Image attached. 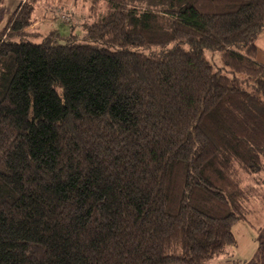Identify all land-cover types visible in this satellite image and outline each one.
Here are the masks:
<instances>
[{
    "label": "trees",
    "instance_id": "1",
    "mask_svg": "<svg viewBox=\"0 0 264 264\" xmlns=\"http://www.w3.org/2000/svg\"><path fill=\"white\" fill-rule=\"evenodd\" d=\"M36 1L0 30V264L219 258L264 170V0H85L63 45Z\"/></svg>",
    "mask_w": 264,
    "mask_h": 264
},
{
    "label": "rangeland",
    "instance_id": "2",
    "mask_svg": "<svg viewBox=\"0 0 264 264\" xmlns=\"http://www.w3.org/2000/svg\"><path fill=\"white\" fill-rule=\"evenodd\" d=\"M22 0H0V30L6 27L11 15L15 12ZM135 4L146 7L149 9L158 8L157 3L152 0L143 2L135 0ZM89 1L85 0H38L34 4V23L27 30L31 36H27L26 40L34 44H40L48 32L57 31L58 38L57 44H65L68 36L73 35L76 37H82L86 33V25L91 22ZM97 9L100 15H103L106 11V7L103 1H100L97 5ZM15 41H17L15 39ZM204 55L209 63L214 68H221L219 61V55L216 52L205 51ZM247 175H240L241 187L247 188L248 182ZM247 181V182H246ZM234 229V228H232ZM237 238V245L226 247L224 254L220 258H213L205 264H220L223 261H231L235 264H264V241L260 240L257 244V251L250 249L249 237L244 234L239 236L235 232ZM245 252V257L249 258L247 261H242V253ZM253 255L250 256V253ZM240 259V260H239Z\"/></svg>",
    "mask_w": 264,
    "mask_h": 264
},
{
    "label": "crops",
    "instance_id": "3",
    "mask_svg": "<svg viewBox=\"0 0 264 264\" xmlns=\"http://www.w3.org/2000/svg\"><path fill=\"white\" fill-rule=\"evenodd\" d=\"M256 48V59L259 63L264 64V34L257 38ZM246 180L249 181L247 185L249 197L245 204L248 213L244 220L237 222L233 226L234 229H232V233L235 238V245L238 243L235 232H237L239 236L246 234L249 237L250 249L257 251L260 249L257 247V243L260 240L264 241V170L247 177ZM244 255L245 252L241 255L243 256L241 259L242 261H247L251 258H246ZM251 255H253V252L250 253V256ZM262 261H264V259H262ZM225 262L231 261H223V263Z\"/></svg>",
    "mask_w": 264,
    "mask_h": 264
}]
</instances>
